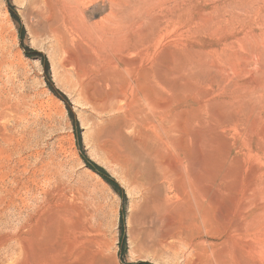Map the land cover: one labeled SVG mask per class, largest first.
<instances>
[{
  "label": "rangeland",
  "instance_id": "374dc122",
  "mask_svg": "<svg viewBox=\"0 0 264 264\" xmlns=\"http://www.w3.org/2000/svg\"><path fill=\"white\" fill-rule=\"evenodd\" d=\"M70 1L0 0V264H264V0Z\"/></svg>",
  "mask_w": 264,
  "mask_h": 264
},
{
  "label": "bare ground",
  "instance_id": "6f19581e",
  "mask_svg": "<svg viewBox=\"0 0 264 264\" xmlns=\"http://www.w3.org/2000/svg\"><path fill=\"white\" fill-rule=\"evenodd\" d=\"M69 1H70V0H69ZM86 1H88L87 3H89V2L91 3V2H93L94 0H73V2H74L75 4H77V5H78V4H79V5H82V3L85 4L84 2H86ZM98 1H99V0H98ZM159 1H161V0H159ZM66 2H67V0H66ZM70 2H72V1H70ZM87 3H86V4H87ZM150 3H151V2H150ZM72 4H73V3H72ZM158 4H159V3H158ZM165 4H167V3H165ZM169 4H170V3H169ZM73 5H74V4H73ZM77 5H76V6H77ZM79 5H78V6H79ZM93 5H94V4H93ZM148 5H149V4H148ZM153 5H154V4H153ZM78 6H77V7H78ZM145 6H147V5H145ZM150 6H151V5H150ZM158 6H159V5H158ZM169 6H170V5H169ZM171 6H172V5H171ZM161 7H163V5H162ZM166 7H167V6H166ZM71 8H72V7H71ZM122 8H123V7H122ZM134 8H135V7H134ZM146 8L149 9L148 7H146ZM150 8H151V7H150ZM155 8H156V7H155ZM158 8H159V7H158ZM169 8H170V7H169ZM119 9H120V8H119ZM151 9H152V8H151ZM156 10H157V9H156ZM75 11H76V10H75ZM79 11H80V10H79ZM146 11H147V10H146ZM154 11H155V10H154ZM154 11H153V12H154ZM150 12H151V10H150ZM153 12H152V13H153ZM158 12H159V11H158ZM80 13H81V12H80ZM82 13H83V12H82ZM144 13H145V12H144ZM147 13H148V12H147ZM144 15H145V14H144ZM149 15H150V14H149ZM149 15H147V16L149 17ZM110 16H111V15H110ZM116 16L118 17V15H115L114 17H116ZM119 16H120V14H119ZM142 16H143V15H142ZM142 16H141L140 18H143V17H144V16H143V17H142ZM152 16H153V15H152ZM152 16H151V17H152ZM74 17H75V16H74ZM138 17H139V16H138ZM75 18H76V17H75ZM140 18H138V19H140ZM145 18H146V17H145ZM157 18L159 19V17H157ZM157 18H156V20H158ZM114 19H115V18H114ZM118 19H119V18H118ZM146 19H147V18H146ZM149 19H150V20H149ZM152 19H153V18H148L147 20L151 22ZM135 20H136V19H135ZM153 20H154V19H153ZM156 20H155V21H156ZM77 21H78V20H77ZM77 21H76V22H77ZM80 21H81V20H80ZM98 21H99V20H98ZM117 21H118V20H117ZM142 21H143V20H142ZM86 22H87V21H86ZM108 22H109V21H108ZM124 22H125V21H124ZM126 22H127V21H126ZM134 22H135V21H134ZM140 22H141V19H140ZM140 22L138 21V23H140ZM150 22H149V23H150ZM116 23H117V22H116ZM127 23H128V22H127ZM129 23H130V22H129ZM129 23H128V25H129ZM136 23H137V22H136ZM149 23H148L147 25H149ZM102 24H103V23H102ZM125 24H126V23H125ZM125 24H124V25H125ZM103 25H105V24H103ZM106 25H107V24H106ZM112 25H113V24H112ZM128 25H127V26H124V27H125V28H127V27L129 28ZM132 25H133V24H132ZM138 25H139V24H138ZM64 26H65V25H64ZM113 26H114V25H113ZM116 26H117V25H116ZM116 26H115V27H116ZM152 26H153V24H152ZM102 27H103V26H102ZM133 27H134V26H133ZM133 27H132V29H133ZM148 27H149V26H148ZM103 28H104V27H103ZM118 28H120V26H119ZM121 28H122V27H121ZM121 28H120V29H121ZM128 28H127V29H128ZM142 28H143V27H142ZM144 28H145V27H144ZM116 29H117V28H116ZM120 29H119V30H120ZM139 29H140V28H139ZM145 29H146V28H145ZM145 29H144V30H145ZM151 29H152V28H151ZM151 29H148V30H151ZM99 30H100V29H99ZM111 30H112V29H111ZM141 30H143V29H141ZM123 31H124V30H123ZM145 31L147 32V29H146ZM112 32H113V30H112ZM112 32H111V34H112ZM120 32H121L120 34H122V31H121V30H120ZM125 32H126V31H125ZM129 32H130V30H129ZM139 32H140V31H139ZM143 32H144V31H143ZM93 33H94V32H93ZM117 33H118V32H117ZM140 33L142 34V32H140ZM157 33H158V32H157ZM135 34H136V33H135ZM135 34H134V35H135ZM137 34H138V33H137ZM108 35H109V34H108ZM115 35H116V34H115ZM118 35H119V34H118ZM138 35H140V34H138ZM145 35H146V33H145ZM116 36H117V35H116ZM124 36H125V35H124ZM126 36H127V35H126ZM143 36H144V35H143ZM143 36H142V37H143ZM119 37H120V35H119ZM132 37H133V36H132ZM140 37H141V36H140ZM145 37H146V36H145ZM114 38L117 39L116 37H114ZM124 38H125V37H124ZM131 40H135V38H133V39L131 38ZM138 40H139V39H138ZM129 41H130V40H129ZM126 42H127V41H126ZM111 43H112V42H111ZM120 43H121V42H120ZM131 43H132V41H131ZM132 44H133V46H134V43H132ZM119 46H121V45H119ZM110 47H111V46H110ZM110 47H109V48H110ZM136 47H137V46H136ZM119 48H120V47H119ZM124 49H125V48H124ZM124 49H123V51H124ZM106 51H107V50H106ZM125 51H126V49H125ZM131 53H132V52H131ZM168 61H169V60H168ZM132 63H134V62H132ZM132 63H130V65H131ZM116 64H117V63H116ZM122 64H123V63H122ZM127 64H128V63H127ZM127 64H126V65L123 64V65H124L123 67L127 66ZM134 64H135V63H134ZM136 64H137V63H136ZM136 64H135V65H136ZM130 65H129V66H130ZM111 66H112V65H111ZM115 66H116V65H114V67H115ZM129 66H128V67H129ZM138 66H139V65H138ZM108 67H109V65H108ZM117 67H118V65H117ZM128 67H126V68L128 69ZM135 67H137V65H136ZM135 67H134V68H135ZM257 67H258V66H257ZM118 68H119V67H118ZM121 68H122V67H121ZM121 68H120V69H121ZM129 68H131V66H130ZM104 69H105V68H104ZM131 69H132V68H131ZM135 69H136V68H135ZM108 70H109V69H108ZM133 70H134V69H133ZM110 71H111V70H110ZM122 71H123V70H122ZM122 71H121V72H122ZM150 71H151V70H150ZM117 72H118V71H116L115 73H117ZM128 72H129V71H128ZM131 72H132V70H131ZM133 72H134V71H133ZM108 73H109V72H108ZM115 73H114V75H116ZM122 73H125V72H122ZM147 73H148V72H147ZM181 73H182V72H181ZM118 74H119V76H120V72H119ZM118 74H117V75H118ZM127 74H128V73H126V76H128ZM132 74H133V73H132ZM141 74H142V73H141ZM141 74H139V75H141ZM155 74L157 75L158 73L156 72V73H154V74H152V75H155ZM170 74H172V73L170 72ZM107 75H109V74H107ZM111 75H113V74H111ZM117 75H116V77H117ZM124 75H125V74H124ZM129 75H130V72H129ZM143 75H144V74H143ZM150 75H151V74H150ZM156 75H155V76H156ZM172 75H173V74H172ZM122 76H123V74H122ZM126 76H125V77H126ZM130 76H131V75H130ZM130 76H128V78H129ZM144 76H145V78H146V75H144ZM155 76H154V77H155ZM158 76H160V75H157L156 78H158ZM176 76H177V75H176ZM176 76H175V77H176ZM107 77H109V76H107ZM169 77H170V76H169ZM111 78H112V77H111ZM118 78H119V77H118ZM123 78H124V77H123ZM126 78H127V77H126ZM128 78H127V79H128ZM150 78H151V77H150ZM109 79H110V78H109ZM124 79H125V78H124ZM158 79H159V78H158ZM119 80H120V79H119ZM121 80H122V79H121ZM143 80H145V79H143ZM155 80H156V79H155ZM124 81H126V80H124ZM124 81H122V82H124ZM157 81H158V80H157ZM157 81H156V82H157ZM171 81H172V80H171ZM120 82H121V81H120ZM129 82H130V80H129ZM142 82H143V81H142ZM162 82L164 83V81H162ZM208 82H209V80H208ZM127 83H128V82H127ZM130 83H131V82H130ZM136 83H138V82H136ZM144 83H145V82H144ZM144 83H143V84H144ZM148 83H149V82H148ZM140 84H141V83H139V85H140ZM169 84H170V83H168V85H169ZM151 85H152V84H151ZM151 85H150V86H151ZM153 85H155V84H153ZM156 85H157V84H156ZM110 86H111V85H110ZM148 86H149V85H148ZM148 86H146V87H148ZM169 86H170V85H169ZM166 87H167V85H166ZM151 88H154V87H151ZM167 88H168V87H167ZM149 89H150V88H149ZM154 89H155V88H154ZM165 89H166V88H165ZM165 89H164V90H165ZM141 90H142V89H141ZM143 90H144V87H143ZM162 90H163V89H162ZM136 91H137V89H136ZM147 91H148V90H147ZM149 91H150V90H149ZM153 91H154V90H153ZM138 92H139V91H138ZM138 92H137V93H138ZM149 93H150V92H149ZM153 93H154V92H153ZM2 94H3V93H2ZM139 95H140V94L138 93V96H139ZM5 97H6V96H5ZM148 97H149V96H148ZM1 98H2V97H1ZM140 98H141V97H140ZM151 99H152V98H151ZM137 101H138V100H137ZM151 101H152V100H151ZM164 101H165V100H164ZM6 102H7V101H6ZM161 102H162V101H161ZM9 103H10V102H9ZM135 103H136V102H135ZM135 103L132 102L133 106H134ZM138 103H139V101H138ZM145 103H146V102H145ZM164 103H165V102H164ZM7 104H8V103H7ZM10 104H11V103H10ZM10 104H9V105H10ZM165 104H166V103H165ZM165 104H164V105H165ZM182 104H183V103H182ZM188 104H189V103H188ZM9 105H8V106H9ZM17 106H18V105H17ZM136 106H137V103H136L135 107H136ZM152 106H153V104H152ZM145 107H146V106H145ZM163 107H164V106H163ZM167 107H168V106H167ZM14 108H16V107H14ZM136 108H137V107H136ZM158 108H159V107H158ZM184 108H185V107H184ZM181 109H183V108H181ZM147 110H148V109H147ZM169 110H170V109H169ZM171 110H172V107H171ZM179 110H180V108H179ZM203 110H204V109H203ZM144 111H145V110H144ZM160 111H161V110H160ZM204 111H205V110H204ZM5 112L7 113V111H5ZM183 112H184V111H183ZM16 113H17V112H16ZM148 113H149V112H147V113H145V114H148ZM165 113H166V111H165ZM187 113H188V112H187ZM142 114H143V113H142ZM149 114H150V113H149ZM162 114H163V113H162ZM20 115H21V114H20ZM10 116H11V115H10ZM170 116H171V115H170ZM21 117H22V116H21ZM151 117H152V116H151ZM149 118H150V117H149ZM162 118H163V117H162ZM166 118H167V117H166ZM168 119H169V118H168ZM150 120H151V119H150ZM152 120H154V119H152ZM171 121H172V120H171ZM171 121H169V123H170ZM175 121H176V120H175ZM144 122H145V121H144ZM155 122H156V121H155ZM176 122H177V121H176ZM148 123H149V122H148ZM142 124H143V123H142ZM158 124L160 125L161 123H158ZM170 124H171V123H170ZM187 124H188V123H187ZM149 125L151 126V123H150ZM149 125H148V126H149ZM152 125H153V124H152ZM172 125L174 126V122H173ZM161 126H162V124L160 125V128L162 129ZM151 127H152V126H151ZM156 127L159 128L158 125H157ZM153 128H155V126H154ZM163 128H164V126H163ZM172 128H173V127H172ZM189 128H190V127H189ZM165 129H166V127H165ZM165 129H162V130L164 131ZM190 129H191V128H190ZM153 130H154V129H153ZM167 132H168V130H167ZM167 132H166V133H167ZM187 133H188V132H187ZM163 134H164V132H163ZM167 134H168V133H167ZM170 134H172V133H170ZM170 134H169V135H170ZM186 135H187V134H186ZM189 135H190V134H189ZM184 136H185V135H184ZM166 137H167V136H166ZM169 137L171 138V135H170ZM159 138H160V137H159ZM188 138H189V137H188ZM171 139H172V138H171ZM184 139H185V138H184ZM159 140H161V139H159ZM189 140H190V139H189ZM162 141H163V140H162ZM184 142H185V141H184ZM194 144H195V143H194ZM19 148H20V147H19ZM189 181H190V180H189ZM190 184H191V182H190ZM192 184H193V183H192ZM192 184H191V185H192ZM192 186H193V185H192ZM194 188L196 189V187H194ZM191 190H192V188H191ZM191 190H190V192H192ZM220 191H221V190H220ZM185 192H187V191H185ZM193 192H195V191H193ZM62 194H63V193H62ZM188 194H189V193H188ZM200 194H201V193H200ZM187 196H188V195H187ZM201 196H202V195H201ZM193 197H195V196H193ZM203 197L205 198V196H203ZM190 198L192 199V196H191ZM200 200H201V199H200ZM193 201H195V200H193ZM195 202H196V201H195ZM193 203H194V202H193ZM198 203H199V202H198ZM200 203H201V201H200ZM201 204H203V202H202ZM201 204H200V205H201ZM194 205H195V204H194ZM198 205H199V204H198ZM201 206H202V205H201ZM199 207H200V206H199ZM203 207H204V205H203ZM203 207H202V208H203ZM194 208H195V207H194ZM197 208H198V207H197ZM199 209H200V208H199ZM197 211H198V210H197ZM205 211H206V210H205ZM207 211H209V210H207ZM202 214H203V213H202ZM203 215H204V214H203ZM203 215H202V216H203ZM200 216H201V215H200ZM202 216H201L200 218H202ZM197 218H198V217H197ZM198 219H199V218H198ZM200 220H201V219H200ZM201 221H202V220H201ZM201 221H198V222H200V223H203V222H204V221H203V222H201ZM204 224H205V222H204ZM198 225H199V224H198ZM198 225H197V226H198ZM200 225H201V224H200ZM203 226H204V225H203ZM203 226H200V228L202 229ZM194 228H195V227H194ZM197 228H198V227H197ZM205 229H206V228H205ZM199 231H200V229H199ZM188 247H189V246H188ZM101 251H102V250H101ZM99 253H100V252H99Z\"/></svg>",
  "mask_w": 264,
  "mask_h": 264
}]
</instances>
